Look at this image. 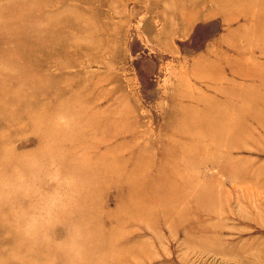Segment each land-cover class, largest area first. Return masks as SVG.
I'll use <instances>...</instances> for the list:
<instances>
[{"label":"rangeland","instance_id":"obj_1","mask_svg":"<svg viewBox=\"0 0 264 264\" xmlns=\"http://www.w3.org/2000/svg\"><path fill=\"white\" fill-rule=\"evenodd\" d=\"M45 1L0 0V264H264V18Z\"/></svg>","mask_w":264,"mask_h":264},{"label":"bare ground","instance_id":"obj_2","mask_svg":"<svg viewBox=\"0 0 264 264\" xmlns=\"http://www.w3.org/2000/svg\"><path fill=\"white\" fill-rule=\"evenodd\" d=\"M221 1L222 0H211V3L214 2L215 6H216V7H212L213 8L212 11L214 13H216V12L222 13L225 10V20L226 21H232L233 18L230 19L228 17V15H227V12H226L227 8L223 9L222 7H218V5H219V3H221ZM226 1H228V0H226ZM48 3H50V0H46L43 4L46 6V4H48ZM241 4H242V7L244 8V10L246 12V18L247 19H254V20H256L258 22V19L264 18L263 16H261L262 12L264 11V0H244V2H241ZM226 5L229 6V7L232 6L228 2H226ZM237 7H240L239 3L237 5ZM86 17H88V16H86ZM89 19H91V18H89ZM82 22L83 23L86 22V19L83 18ZM72 23H74L73 20H72ZM257 26H258L257 23H255L254 27L256 28ZM258 28H260V32L256 36L258 38H260V37L264 38V24L262 26L259 25ZM70 34H72V33H70ZM70 38H71V36H69L67 34H61L60 36H57V40L54 41V43L56 44V49L54 51H49L47 49V50H45V51H43L41 53H35V54H36V56H38V55L41 56V54H42V57L46 58V59H50V58L56 59L59 62L60 69H62L63 66L67 63V59H68L67 48L69 46L73 45V42H72V40H70ZM263 52H264V48H263ZM68 79H69L68 77L64 78V82L67 81ZM31 104H32L31 101H29V104L26 101L22 102V113L29 112L31 110H34L37 107V105L36 106H32ZM19 114H21V113H19ZM227 114H228V112H227ZM14 115L15 114H13L12 116H14ZM185 120H187V119H185ZM193 125H195V124H193ZM221 129H222V125H221V128L218 129V130H220L221 135L223 133H228V128H227L226 131H224L223 129L221 130ZM220 132H218V135H217L218 139L220 138L219 137L220 136V134H219ZM215 133H216V131H215ZM213 144H216V143H213ZM195 147H197V146H195ZM159 192H161V191H159Z\"/></svg>","mask_w":264,"mask_h":264}]
</instances>
